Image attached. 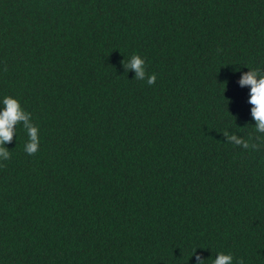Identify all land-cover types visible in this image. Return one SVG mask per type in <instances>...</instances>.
Returning <instances> with one entry per match:
<instances>
[{
  "label": "trees",
  "instance_id": "obj_1",
  "mask_svg": "<svg viewBox=\"0 0 264 264\" xmlns=\"http://www.w3.org/2000/svg\"><path fill=\"white\" fill-rule=\"evenodd\" d=\"M252 69L264 0H0V264H264Z\"/></svg>",
  "mask_w": 264,
  "mask_h": 264
},
{
  "label": "clouds",
  "instance_id": "obj_2",
  "mask_svg": "<svg viewBox=\"0 0 264 264\" xmlns=\"http://www.w3.org/2000/svg\"><path fill=\"white\" fill-rule=\"evenodd\" d=\"M144 65L145 61L139 55H134L130 63L126 64V67L135 69L137 80H144L147 74ZM258 76L260 77L259 79H257ZM156 79L155 74L147 75V83L149 85L154 84ZM239 83L241 86H251L249 103L253 105L252 115L257 122L256 130L264 133V74H261L259 69H252L243 74ZM3 105V110L0 111V157H3L4 160L10 159L11 154L4 145L13 141L14 130L21 122H23V128L26 129L29 137L24 150L29 155L36 154L39 151L40 137L37 126L32 123L31 114L22 107L18 98L12 96L5 97ZM229 139L237 145H242L245 149L250 147L249 141L238 139L235 136H231ZM197 259L199 261L200 258L197 257ZM214 264H233V255L221 253L214 260ZM238 264H243V260H240Z\"/></svg>",
  "mask_w": 264,
  "mask_h": 264
}]
</instances>
